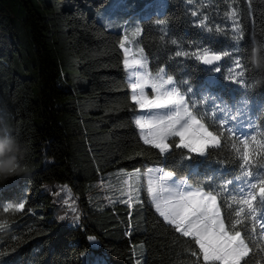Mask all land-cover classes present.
<instances>
[{
	"label": "trees",
	"instance_id": "trees-1",
	"mask_svg": "<svg viewBox=\"0 0 264 264\" xmlns=\"http://www.w3.org/2000/svg\"><path fill=\"white\" fill-rule=\"evenodd\" d=\"M105 1L0 0V120L30 146L31 162L30 175L0 183V264H219L206 262L194 238L176 232L144 192L130 204L98 200L106 172L148 166L216 195L226 223L241 221L235 231L249 252L240 264H264V87L250 89L248 71L233 79L234 60L250 54L244 0H127L133 8L110 28L96 19ZM257 25L264 41V0ZM129 48L153 76L160 69L171 76L210 130L220 125L219 145L201 157L144 143L122 64ZM205 49L230 53L220 72L195 58ZM61 188L81 212L76 224L57 213ZM249 192L255 213L242 203Z\"/></svg>",
	"mask_w": 264,
	"mask_h": 264
},
{
	"label": "snow or ice",
	"instance_id": "snow-or-ice-1",
	"mask_svg": "<svg viewBox=\"0 0 264 264\" xmlns=\"http://www.w3.org/2000/svg\"><path fill=\"white\" fill-rule=\"evenodd\" d=\"M193 15H196L194 12ZM232 17L236 16L235 12L231 13ZM234 31H236L234 29ZM242 36V33L240 34ZM175 43V41H173ZM181 52H176L180 56ZM185 55H187L185 53ZM195 58L202 62L203 65L212 66L206 68L209 71L220 72L219 62L223 57L230 56L229 52L217 53L205 49L202 53H195ZM234 55V54H233ZM126 68H133L139 65L145 69L144 72L135 74V82L131 84V100L140 109L163 110L162 114L151 116L149 119H137L136 124L144 131L143 139L145 144H149L160 153H169L172 147L177 149H185L190 154H197L201 157L205 156L206 149L210 145H219L221 143L217 131L219 124L215 126L217 131L210 130L212 125H206L196 115H193L189 102L185 100L177 87H171L170 90L166 86L173 85V79L169 76L167 79L162 77L164 69H160L155 76L147 71V63L139 60L129 61L127 54L123 61ZM236 68L233 69V79L243 78L245 72H250L248 55L245 54V60L235 59ZM239 69V71H237ZM242 82V79H241ZM145 89H150L153 95H149ZM190 92L191 88L185 89ZM191 98L189 97V100ZM211 99V98H209ZM215 106V104H213ZM226 127V125H225ZM169 138H178V142H169ZM255 140V137H253ZM250 157L249 145L244 142L243 161L248 163ZM189 159L192 156L188 157ZM171 177V173H166ZM246 175L252 176L249 172ZM256 184H251V188L255 189ZM149 192L152 188L149 187ZM169 193L163 203L159 200L156 202V210L161 217L183 237H192L194 242L199 246L200 252L206 262H219V264H240L242 257L249 252L248 244L242 238L241 231H235L236 225L241 223L239 219L233 223L229 220L226 223L222 217L221 209L217 203V196L211 191H172L164 189ZM243 191V190H242ZM251 198L242 201L250 212L255 213L253 207L255 197L252 193H248ZM259 195L264 201V181L261 182ZM24 208L23 203L15 205L14 210L20 211ZM9 211L8 208L4 209ZM245 211L243 207L235 213L236 217H240ZM5 225L0 224V228ZM232 229L230 231L229 229ZM94 240V237H89Z\"/></svg>",
	"mask_w": 264,
	"mask_h": 264
},
{
	"label": "rangeland",
	"instance_id": "rangeland-1",
	"mask_svg": "<svg viewBox=\"0 0 264 264\" xmlns=\"http://www.w3.org/2000/svg\"><path fill=\"white\" fill-rule=\"evenodd\" d=\"M244 2L247 9L250 52L253 46V41H261V29L257 25V18L263 0H244ZM160 4L163 8L165 2L160 1ZM128 5L129 4L127 0H106L105 3L96 10V19L98 22L105 24L107 28H110L111 24L118 22L123 13L132 9L134 6L133 4H130L129 6ZM125 54H127V58L130 62L134 60H141L135 58L130 48L123 49L122 64L125 71V80L132 95L131 84L135 82V74L137 72H144L145 70L140 68L139 65H136L133 68H126L123 63ZM171 87L172 85L168 86L167 88L170 90ZM149 90L150 89H145L146 92ZM162 111L163 110H152L149 112V110L140 109L139 106L136 105L137 116L134 115L133 119L134 124L138 130L142 132V135H144L145 130H142L136 124V120L149 119L151 116L162 114ZM105 177L106 179H101L100 185L98 184V200H102L106 205L115 203L117 201L127 204L134 203V201L138 199V194L140 192H144V194H146L148 197V201L150 202L151 206L154 208V210H156L157 200L163 203L164 199L169 195V193L164 191V189H171L172 191H200L191 186L184 187V181L181 182L173 175L168 177L166 173H163L161 169H158L156 166L137 168L129 171L113 169L106 172ZM149 187L152 188V192L148 191ZM54 197L55 199L53 201H55L58 205L57 213H59L60 220L68 222L69 225L76 224L81 218V212L78 208H76L74 200L69 191L64 188L58 189ZM90 243L93 247L96 246L94 240H91ZM244 258L245 256L242 257L241 260ZM97 263L105 264L102 259L98 260Z\"/></svg>",
	"mask_w": 264,
	"mask_h": 264
},
{
	"label": "clouds",
	"instance_id": "clouds-1",
	"mask_svg": "<svg viewBox=\"0 0 264 264\" xmlns=\"http://www.w3.org/2000/svg\"><path fill=\"white\" fill-rule=\"evenodd\" d=\"M253 78L249 85L255 90L264 87V41H253L248 56ZM30 146L8 122L0 120V183L31 174Z\"/></svg>",
	"mask_w": 264,
	"mask_h": 264
},
{
	"label": "water",
	"instance_id": "water-1",
	"mask_svg": "<svg viewBox=\"0 0 264 264\" xmlns=\"http://www.w3.org/2000/svg\"><path fill=\"white\" fill-rule=\"evenodd\" d=\"M221 61L219 62H216L217 64H220ZM201 65L204 67V68H208V67H212V66H206V65H203L202 62H201Z\"/></svg>",
	"mask_w": 264,
	"mask_h": 264
},
{
	"label": "bare ground",
	"instance_id": "bare-ground-1",
	"mask_svg": "<svg viewBox=\"0 0 264 264\" xmlns=\"http://www.w3.org/2000/svg\"><path fill=\"white\" fill-rule=\"evenodd\" d=\"M136 55H137V54H136ZM136 55H135V56H136ZM134 59H135V58H134ZM141 61H142V60H141ZM184 186H185V184H184Z\"/></svg>",
	"mask_w": 264,
	"mask_h": 264
}]
</instances>
